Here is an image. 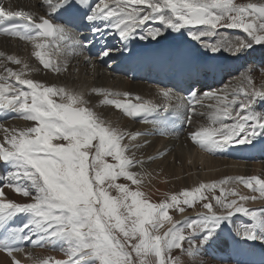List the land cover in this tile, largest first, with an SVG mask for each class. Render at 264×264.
Returning <instances> with one entry per match:
<instances>
[{
    "label": "snow or ice",
    "instance_id": "1",
    "mask_svg": "<svg viewBox=\"0 0 264 264\" xmlns=\"http://www.w3.org/2000/svg\"><path fill=\"white\" fill-rule=\"evenodd\" d=\"M44 4L48 11L37 14L22 8L12 10L0 0V35L33 44L38 49L33 55L40 65L54 73L68 71L67 61L60 59L67 48H90L97 41H105L110 29L124 48L105 42L98 53L101 60L127 50L132 40L155 41L168 30L182 32L186 28L191 40L213 54L226 51L239 56L254 44H264V2L44 0ZM61 11L67 16L63 24L53 19ZM153 21L162 27L148 26ZM81 26L90 29L92 40L78 34ZM193 26L203 27L193 30ZM221 27L242 29L247 38L216 43L205 39L218 35ZM138 30L143 31L138 35ZM0 57L5 54L0 52ZM5 59L22 68L17 72L0 64L7 73L0 75V110L35 122L26 129H13L0 143V163L11 169L6 183H0V232L4 233L0 252L11 258L10 264H21L14 255L24 252L21 243L42 246L55 242L66 245L65 258L48 257L33 264H185L184 257L188 258V264H200L204 250L215 242L235 214H243L252 221L236 227V237L264 242V207L252 209L242 203L264 199V178L225 177L184 190L179 196L173 194L170 201L152 203L139 190L144 182L142 174L131 171L137 166L143 168L145 161L137 159L132 150L141 147L138 138L150 133L126 132L113 126L87 107L83 93L25 78V71H32L26 61L15 55H7ZM84 60L90 64L92 57L87 55ZM10 78L15 82H10ZM229 87L190 89L186 97L172 89L160 88L159 103L127 91L93 88L91 92L103 96L101 104L114 106L127 117H142L146 124L164 125L170 115L173 130L176 122L191 124L204 99L213 100L216 103L209 106L213 108L209 126L189 135L201 150L216 154L232 145L252 144L257 136H264V112L255 111L256 103L264 102V84L257 88L251 75H245L241 86L231 91ZM56 96L59 102L53 99ZM152 115L158 119H148ZM161 134L166 135L167 131ZM105 157H112L116 163H109ZM121 177L137 189L117 183ZM232 183L242 184L258 196L242 195L224 187ZM4 188L28 199L25 202L6 199ZM217 188L220 195L212 197L213 204L204 192ZM109 189H114L117 195H111ZM198 201H208L202 204L206 212L177 221L169 214L172 208L183 213L185 207L181 205L194 207ZM18 217L26 219L21 220L20 226L11 227ZM165 222L171 226L161 233ZM173 250H179L180 255H173ZM242 252L239 249L237 256ZM237 264L242 261L238 259Z\"/></svg>",
    "mask_w": 264,
    "mask_h": 264
},
{
    "label": "bare ground",
    "instance_id": "2",
    "mask_svg": "<svg viewBox=\"0 0 264 264\" xmlns=\"http://www.w3.org/2000/svg\"><path fill=\"white\" fill-rule=\"evenodd\" d=\"M5 7H11L12 10L24 9L29 11H34L37 14H41L40 11H43L45 14L48 9L44 4V0H3ZM151 27H162L159 22H149ZM103 27V25H102ZM143 30H138V35L142 33ZM90 32L88 28L87 31ZM237 33V36H243L247 38L246 34L242 31H237L236 29L229 28L224 29L222 34L228 35V40L233 41L236 40V37H233V33ZM218 34L214 36L213 43L218 41H223V36ZM112 37L115 38V43H121L119 37L114 34V30H109V33L105 36V42L112 47L117 48V45L114 43V40H111ZM92 38V37H91ZM166 38H170L169 32H165L163 37L158 40H162V42L158 49L157 55L163 53L165 48V44L168 43ZM221 40H218V39ZM93 39V38H92ZM178 40H190L193 45L199 47L200 52L202 54L201 57H195L193 61L198 62L200 60L202 63L205 61L213 62L215 65L220 63L231 62L236 64L237 70L242 66L243 60L247 61L251 58H264V44L259 46H254L252 49L246 50L244 53L239 56H233L232 54L221 51L218 53H211L210 51H206L205 48L196 41L191 40L190 37L181 35ZM136 43H150L153 42V46L150 49L155 48V44L157 41L150 40H134ZM164 43V44H163ZM20 45V47L18 46ZM157 49V50H158ZM34 50L30 45L25 43H10L7 40H0V52L7 55H15L17 57L26 56L28 54V58L26 62L29 64L32 71H25V73L30 74L31 76L36 78V73L38 72L37 64L35 60H31L32 52ZM86 55L85 50L79 49H70L67 48L63 55H61V61H67L68 63V71L71 75H67L64 77V82H56L59 78L48 77L45 75L40 81H43L47 85H55L57 87H64L69 90H73L75 92H80L84 94L85 99L88 101L87 107L92 109L95 113H97L103 120L109 121L113 124V126L119 127L126 132H148L150 133L146 137L138 138L137 143L141 145L138 149H133L135 152L137 159H143L145 161L143 168L137 166L132 168L131 171L141 173L143 176V184L141 187H145L148 191L147 199L153 203L152 198H149V194L152 195H161V201L170 200L171 195L176 194L179 196L184 190H192L195 187H198L201 183L210 184L213 181H218L225 177H250V176H258L264 178V164H256L255 162H259L258 160L253 159L252 161H233L232 158L236 156V153H233V149L230 147L221 151L219 156L216 154H210L201 150V148L195 145L190 139V133L198 130L201 127H207L210 124L209 114L213 111V108H210V105H215V101L204 99L203 105L197 107V114L193 117L192 123L188 124L187 122H179L184 131L181 133L174 134H161V128L157 126H153L151 124H146L141 121H138L137 118H131L124 116L119 110L115 109L114 106L103 105L100 101L103 99V96H100L96 93H92L91 89L93 88H102L109 91L114 92H130L133 95H139L143 99L153 100L157 103L160 102V97L158 95V86H148L144 83L137 81L132 82L128 78L124 76H119V72L121 71V67H118L120 64L119 56L120 52H114L112 56L114 66L110 70H106L104 68L99 67V63L97 61H92L90 64L86 63L84 57ZM4 57V59H5ZM2 58V57H1ZM188 62L189 60H185ZM4 62V65L12 68L14 71L19 72L22 68V65L17 66L16 64H12L11 62L2 61L0 64ZM36 64V65H35ZM34 65L36 67H32ZM91 71L89 73H85L86 67H91ZM237 72V71H236ZM235 72V73H236ZM2 73H6L4 71V67L0 68V75ZM234 73V74H235ZM7 74V73H6ZM13 82V81H11ZM225 85H229L228 91H231L233 88H237L241 86L240 77H235L232 79H227L220 87L213 88V90L224 89ZM26 90V89H25ZM204 91V89H202ZM208 91V90H206ZM231 99V97H229ZM255 111L264 112V102L258 101L255 105ZM183 118H181L182 120ZM27 121L19 118L17 114H8L6 111L0 110V143H4L5 136H10L12 134V130H22L30 127V124H26ZM231 123L232 121H226ZM7 130V131H5ZM263 136H257L256 139H261ZM144 140H147L148 143L145 144ZM54 143L57 141H53ZM127 143V140L124 141ZM8 147L9 145H5ZM233 146V145H232ZM164 152V156H160L159 154ZM264 153V146L262 149L258 151L259 157ZM126 155H131V153H126ZM156 157L154 160H148V157ZM108 161L109 158L105 157ZM264 162V160L260 161ZM10 167L5 165L4 163H0V183H5L7 181V173L10 171ZM136 186V185H135ZM240 194L242 195H256V193H251L250 189H247L242 184L232 183L230 185H225V188H236ZM137 188V186H136ZM135 188V189H136ZM6 189V188H5ZM150 192V193H149ZM19 195V194H18ZM14 199V201L19 202V197L15 196L12 193L10 197ZM235 198V197H234ZM8 199V198H6ZM10 199V200H12ZM25 202V201H22ZM200 202H196L194 208L191 211H187L184 213H179L177 216V220H183L186 216H196L198 214V204ZM246 207L249 208H258L260 205H264L262 199H258L255 201H247L242 202ZM204 211V209H203ZM242 214H235L230 222L226 223L225 229L220 233L218 238L208 246L203 254L200 257V264H209L212 262L213 264H221V262H225L226 264H237V260L240 259L246 261H256V259H261L264 257V242L259 243L256 241V245L252 248H248L244 250L241 255L237 256V251L242 249L241 244L244 242L241 241L239 237L235 236V228L240 226L241 224H250L252 223L250 218L246 217H236ZM26 219V217H18L11 223V227L20 226L21 220ZM166 229L170 227L167 222ZM164 228L162 229V231ZM4 235L3 232L0 233V238ZM222 240H227L229 243L225 245V249L219 247V242ZM24 248V252L14 253L16 257L21 261V264H33V261L39 262L40 260L46 259L48 257H52L54 259H63L64 256V247L60 242H55V244L45 243L42 246H33L31 244L21 243ZM257 248L261 251V253H257ZM235 251V252H234ZM30 253L28 256L26 254ZM206 253L212 254L214 257L213 261L207 259ZM10 257L7 254L0 252V264H10ZM188 262V261H187ZM188 264V263H186Z\"/></svg>",
    "mask_w": 264,
    "mask_h": 264
},
{
    "label": "rangeland",
    "instance_id": "3",
    "mask_svg": "<svg viewBox=\"0 0 264 264\" xmlns=\"http://www.w3.org/2000/svg\"><path fill=\"white\" fill-rule=\"evenodd\" d=\"M249 2H264V0H235V3H237V4H246V3H249ZM40 13L41 14H43V11H40ZM156 27H158V26H156ZM240 39H242V38H240ZM28 45H30L31 47H32V49H33V44H28ZM19 47H20V45H18ZM2 59H4V57H2ZM31 60L33 59V57H31L30 58ZM33 60H35V59H33ZM36 62V61H35ZM3 65H4V62L2 63ZM36 65V64H35ZM17 66H19V65H17ZM32 67H36V66H34V65H31ZM92 67V66H91ZM0 68H2V67H0ZM91 69L92 68H89V69H87L86 71H83V72H85V73H89V71H91ZM6 74V73H5ZM28 73H24V75H25V78H29V77H33V76H31L30 74H28V75H30V76H28L27 75ZM37 75H39V73L37 72L36 73V76ZM254 76V80H255V84H256V86H257V88H259L260 87V85L261 84H264V70L263 71H261V72H256V74H254L253 75ZM45 77V76H44ZM35 78V77H34ZM30 126H32V125H30ZM95 143V142H94ZM109 163H116V161H114L113 159H112V157H110V161H109ZM5 183H6V181H5ZM107 183V182H106ZM117 183H122V184H128L131 188H132V190H136L137 188H136V186L135 185H132L131 184V182L130 181H127L125 178H121V179H118L117 180ZM105 186H106V184H105ZM225 187V186H224ZM136 188V189H135ZM231 189H234L233 187L231 188ZM139 190H141L142 192H144L145 194H146V196H147V190L145 189V187H141L140 186V189ZM217 190H219V189H217ZM4 191H5V193H6V198H8V199H12V198H9L10 197V194H11V189H9V188H4ZM109 192H110V194L111 195H113V196H115V195H117V193H116V191L114 190V189H109ZM207 191H205L204 192V195H206L207 193H206ZM12 193L15 195V196H18L19 197V195L17 194V193H15V192H13L12 191ZM150 193V192H149ZM161 195H163L162 193H160L159 195H152V194H149V198H152V200H153V203H160V200H162L160 197H161ZM218 195H220L217 191H214V192H209V195H208V198H209V200H211V202L213 203V204H215V201L212 199V197L213 196H218ZM147 198V197H146ZM179 198H181L182 199V197H179ZM234 198V197H233ZM232 197H228V199H233ZM12 200H14V199H12ZM163 201H165L164 199H163ZM170 201V200H169ZM162 202V201H161ZM200 203L198 204V206H197V208H198V210H200V211H203V206H202V204L204 203V202H208V201H199ZM181 207H183V205H181ZM188 207V206H187ZM194 207H188V208H186L185 209V211L187 212V211H191L192 209H193ZM180 212L176 209V208H172V209H169V214L173 217V219H176V221H177V216H178V214H179ZM184 213V212H183ZM181 214V213H180ZM180 214H179V216H180ZM179 216H178V218H179ZM163 229V228H162ZM162 229L160 230L161 231V233L163 232V231H165L166 230V224L164 225V230L162 231ZM122 240H123V237H122V235H121V237H120ZM135 242V241H134ZM173 255H180V253H179V250H173ZM184 259V261H185V264L186 263H188L187 261H188V258L187 257H184L183 258Z\"/></svg>",
    "mask_w": 264,
    "mask_h": 264
}]
</instances>
